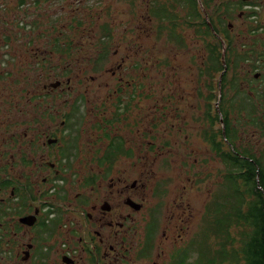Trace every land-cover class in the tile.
Listing matches in <instances>:
<instances>
[{"label": "flooded vegetation", "instance_id": "obj_1", "mask_svg": "<svg viewBox=\"0 0 264 264\" xmlns=\"http://www.w3.org/2000/svg\"><path fill=\"white\" fill-rule=\"evenodd\" d=\"M251 3L0 0V264H188L200 217L234 184L246 196L259 159L239 141L264 136V109L220 105L227 71L264 66L234 41ZM257 78L234 99L263 98ZM197 132L218 176L194 171Z\"/></svg>", "mask_w": 264, "mask_h": 264}, {"label": "trees", "instance_id": "obj_2", "mask_svg": "<svg viewBox=\"0 0 264 264\" xmlns=\"http://www.w3.org/2000/svg\"><path fill=\"white\" fill-rule=\"evenodd\" d=\"M246 163L247 195H239L234 184L227 200L211 203L210 226L195 237L194 261L188 264H264V162Z\"/></svg>", "mask_w": 264, "mask_h": 264}, {"label": "rangeland", "instance_id": "obj_3", "mask_svg": "<svg viewBox=\"0 0 264 264\" xmlns=\"http://www.w3.org/2000/svg\"><path fill=\"white\" fill-rule=\"evenodd\" d=\"M249 1L255 2V3L259 2L261 5H263V8L261 7H257L256 9L251 8V11L252 10L256 11V14H257L256 17L251 18V19L244 18L242 19V21L240 20V21L235 22V26L237 27L236 28L237 40L234 38L235 43L238 44V48H239L238 50L242 48L240 52H244V54L247 55L246 60L248 59L247 61L248 64L251 62L254 63L255 61H258V56L259 58H264V0H249ZM259 27H262V29L258 30ZM231 35L235 37L232 33ZM238 41H241V42H238ZM254 58L256 60L252 61V59ZM246 60H245V63L243 64H247ZM257 74H259L260 76L263 75V78L261 80L257 78L256 80L259 82L264 81V66L259 67V65L257 64V66L254 67L251 73L249 74L250 76L246 75V73L245 75L242 76V74L240 75L239 73H236L235 71L234 72L227 71L226 76L224 77V81H225V84L227 85V88L224 89V85L222 86V88L220 87L221 92H222V99L220 98V105L225 106L227 108V111H229L228 113L229 116L234 115V113L241 112L240 117H243V121H245L246 118H248V116L250 115L252 116L258 115L257 111H258L259 104H260V107L264 109V95H263V98L259 95L261 99H258L257 102H255L254 104L252 103V101H250L249 104L246 105L247 98L243 97L247 95L245 91L242 94L241 103L238 102V99H234L231 93L234 81L242 80L243 83L250 84L251 80L253 79V76ZM219 75H220L219 72H214V73L212 72L211 74V79L215 78V82L211 81V90L215 91V93L212 94V96H215L214 97L215 101H216V98L221 95L220 91L217 94V89L219 87L218 85ZM236 75L240 77H236ZM195 80H196V74H194V81ZM187 86H190V84H188ZM253 86H257V83ZM197 89H196L195 97L198 100ZM214 106L215 105L211 103V115H212V112H214L213 111ZM252 106H255L253 110H251ZM222 112L223 111H221L220 113L222 114ZM258 113H260V111H258ZM197 136H198V132L194 136L195 147L198 152V155L196 156V158H198V160H203V161L200 162L196 166L194 171L206 173L214 169L218 176V172L220 171L221 167L218 165L217 160L214 157V154L206 151L207 148L202 138H198ZM239 143H240L241 148L246 149L247 152L253 155H257L258 158L262 162H264V136L251 133L249 130L248 131L243 130L242 139L241 141H239ZM205 157L210 158L209 163H207L208 161L205 159ZM202 164L203 166H201ZM156 171L158 172L160 170H156ZM165 171L172 173L173 169H165L163 172H158V173L163 174L165 173ZM214 173H211V174H214ZM215 180H217V178L210 177L209 180L206 181V183L207 182H210V183H207L206 185L201 184L199 186H194L193 188L194 195L198 193L199 196L195 197L192 208H195L196 210L202 209V206L206 201V193L210 194V192L213 190L212 183L219 184L220 182V181L214 182ZM202 193H204L205 199ZM199 217L197 216L196 218L198 219ZM201 220H202V217H200L198 226H195V229H194V235H196L195 237H197L198 234H200L198 230L206 231V228L203 225V222ZM204 224L206 223L204 222ZM192 261H194V257L191 255L189 258V262H192Z\"/></svg>", "mask_w": 264, "mask_h": 264}]
</instances>
